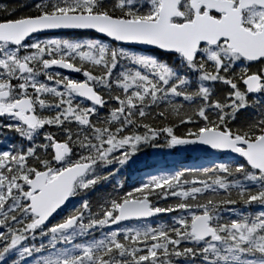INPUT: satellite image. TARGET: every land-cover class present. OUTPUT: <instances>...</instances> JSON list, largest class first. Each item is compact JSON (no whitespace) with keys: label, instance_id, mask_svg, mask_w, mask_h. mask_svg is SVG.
<instances>
[{"label":"snow or ice","instance_id":"6c2138e0","mask_svg":"<svg viewBox=\"0 0 264 264\" xmlns=\"http://www.w3.org/2000/svg\"><path fill=\"white\" fill-rule=\"evenodd\" d=\"M0 264H264V0L0 4Z\"/></svg>","mask_w":264,"mask_h":264},{"label":"rangeland","instance_id":"374dc122","mask_svg":"<svg viewBox=\"0 0 264 264\" xmlns=\"http://www.w3.org/2000/svg\"><path fill=\"white\" fill-rule=\"evenodd\" d=\"M88 38V37H86ZM162 154H166L168 158V161H171L172 164L168 168H163L160 166H156L154 168H144L142 169V172L140 174V178L144 177L147 173L149 172H158L160 170H171L173 168H177V162L186 160L188 156H199L202 153H200L197 150H194L191 147H184V148H175V149H170V148H145L142 150L140 154H138V157L141 159V161H145L148 158L154 159L155 163H164L165 159L162 157ZM199 154V155H198ZM176 159V161H175ZM174 161V162H173ZM208 162V158H205L198 162V165L204 164Z\"/></svg>","mask_w":264,"mask_h":264},{"label":"trees","instance_id":"16d2710c","mask_svg":"<svg viewBox=\"0 0 264 264\" xmlns=\"http://www.w3.org/2000/svg\"><path fill=\"white\" fill-rule=\"evenodd\" d=\"M162 157H164V159H165V162L162 164L155 163L154 159H151V158H148L147 160L142 162L141 159L138 157L137 163L129 170V172L125 175V177L123 179L125 181H130V180H136V179L140 178V174L142 172V169H144V168H154L156 166L168 168L169 166H171L172 162L167 160L168 159V158H166L167 155L162 154ZM205 158H207V157H205L203 154H201L199 156H188V158H186V160L177 162L176 167L180 168V167L196 166V165H198V162H200L201 160H203ZM175 161H176V159H175Z\"/></svg>","mask_w":264,"mask_h":264},{"label":"flooded vegetation","instance_id":"af4514ba","mask_svg":"<svg viewBox=\"0 0 264 264\" xmlns=\"http://www.w3.org/2000/svg\"><path fill=\"white\" fill-rule=\"evenodd\" d=\"M25 2L26 0H0V4H7V5H14V6H18ZM82 38H86V37H82Z\"/></svg>","mask_w":264,"mask_h":264}]
</instances>
